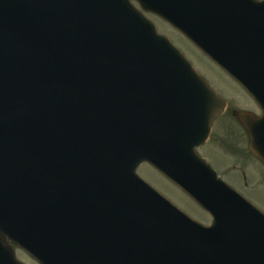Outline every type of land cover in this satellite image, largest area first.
<instances>
[{"label":"water","instance_id":"1","mask_svg":"<svg viewBox=\"0 0 264 264\" xmlns=\"http://www.w3.org/2000/svg\"><path fill=\"white\" fill-rule=\"evenodd\" d=\"M47 1L48 17L45 9H41L39 18L51 27L63 21L65 24L72 23L77 31L98 40L101 33L93 34L90 30V24L95 20L91 10L95 7L102 13H114L111 10L119 7L135 20L136 25L140 24L147 35L146 45L141 47L143 56L138 60L120 57L121 62L126 60L122 66L112 61L98 60L95 67L103 69L93 77L86 76L88 79L84 83L90 88L82 90L78 99L70 98L75 111L67 112L65 88L73 80L81 79L74 77V73L83 76L86 68L93 66L96 51L70 46L73 50L70 52L65 46L55 45L50 54L41 46L22 45L24 38L10 36L11 22L6 12L12 7L0 0V131H37L49 135L47 142L38 144V152L49 158L53 167L58 166L55 169L64 165L65 160H61L64 157L69 178L79 179L75 172L80 178L87 179L92 187H99L103 193H99V197H91V205L86 211H92V205L102 202L112 203L113 211L89 219L87 230L74 240L73 245H68L64 253H60L59 247L49 246V243L39 250L27 230H21V238L16 237L18 232L13 227H16L14 221L19 218L17 197L22 193L25 200L27 197L33 199L38 187H45L51 190L57 188L56 198L60 199V182L56 179L47 184L40 182L33 175L38 164L31 161L0 158V192L4 193L0 235L18 242L37 256L42 264H224L218 258V243L221 242L215 237L219 233L212 232L214 230L204 232L197 225L181 222L179 216H175L173 223L169 224L168 219L162 217L154 192L135 174L137 166L145 161L155 168L160 163L169 172L171 169L167 168V162L173 159L178 169L173 180L191 193V170L196 159L192 156L190 147L193 144L190 142L200 119L196 115L200 113L188 110L183 112L186 114L183 117L180 114L170 116L171 122L167 128L168 131L170 128L169 133L174 134V145L166 144L164 152L160 151L159 135L154 126L160 122L161 115L173 113L172 110L162 112L167 104L170 108L183 105L193 108L183 100L194 97H200L210 109L207 114L203 113L204 118L207 115L209 120L215 107L213 93L170 42L156 35L155 27L133 9L130 0ZM137 1L146 11L168 20L232 73L264 112V2ZM91 2H96L95 6L86 8ZM28 19L23 23L25 32L31 26ZM4 41H8L9 46L2 47ZM30 53L36 58H29L27 64ZM113 76L123 86H130L131 83L139 85L119 89ZM20 81L24 82V89L23 93L18 94L16 84ZM96 83L112 84L110 88H91ZM94 91H109L108 102L103 96L92 94ZM130 93L139 97L138 103L131 99ZM38 95L43 98H37ZM123 95L134 107L128 105L130 102L122 104ZM15 106L17 111L14 113ZM124 110L132 111V116L129 117ZM145 124L148 132L139 134L138 131ZM204 125L206 123H203L200 134L205 131ZM260 126L264 128L263 120ZM200 134L193 139L198 140ZM257 148L264 155V134ZM9 154V151L0 152V155ZM69 184H73V180ZM255 224L259 225L257 221ZM68 225L66 233L69 234L76 230L78 224L71 226L68 221ZM260 240H264V237H260ZM261 244L264 245L263 242ZM1 249L8 264H16L13 254L4 246ZM259 249L264 252V246ZM232 264H264V253L252 259L243 258L239 263L235 256Z\"/></svg>","mask_w":264,"mask_h":264},{"label":"flooded vegetation","instance_id":"2","mask_svg":"<svg viewBox=\"0 0 264 264\" xmlns=\"http://www.w3.org/2000/svg\"><path fill=\"white\" fill-rule=\"evenodd\" d=\"M224 100L225 112L217 117L209 140L197 152L223 179L242 189L251 184L249 169L252 164L259 165V162L249 152L247 135L235 115L237 105L233 103V99ZM227 168L230 171L222 173ZM255 175L253 174V179ZM163 181L168 183L165 179ZM170 186L175 189L173 185Z\"/></svg>","mask_w":264,"mask_h":264},{"label":"rangeland","instance_id":"3","mask_svg":"<svg viewBox=\"0 0 264 264\" xmlns=\"http://www.w3.org/2000/svg\"><path fill=\"white\" fill-rule=\"evenodd\" d=\"M151 18L160 27L161 31L158 29L159 32H163V33L169 35L171 38H173V40H172L173 43L175 45H177L184 52V54L187 56V58L198 68V70L201 73H203L204 75L212 78V80H214L215 82H213L211 79L210 80L214 85L220 86V84L222 83V80H221L222 79V75H221L222 72L220 74V71H218V68L214 64H212L210 60H208L204 55H202V53H200L191 44L186 42L181 36H178L171 27H169L168 25H166L165 23H163L162 21H160L156 17H151ZM232 85H235V84L230 83V86H232ZM236 90L238 91V94H240L242 97H245V95L239 89H236ZM237 96H239V95H237ZM251 106L252 105H250L249 103L246 102L245 107H251ZM142 173H143L144 177L149 182H151L154 186L157 187V185H158L162 189L171 193V188L169 186H167L164 183V181H162L159 178L158 174L154 170L150 169L147 166H144V168L142 169ZM254 191H256L255 194L253 196H250L251 201L254 204L264 208V187H261L258 185V186H256ZM177 198H178V196H177ZM182 200H184V199L182 197H180V201H182ZM188 205H189L188 207H192L189 203H188ZM19 258L21 260H23L26 264H32V262L30 260H28V258L21 252H19Z\"/></svg>","mask_w":264,"mask_h":264}]
</instances>
